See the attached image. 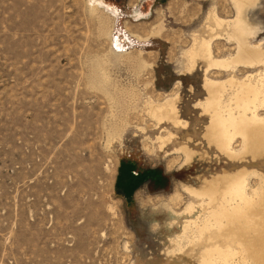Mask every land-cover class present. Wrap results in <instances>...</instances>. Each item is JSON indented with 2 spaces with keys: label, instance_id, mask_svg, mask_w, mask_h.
Wrapping results in <instances>:
<instances>
[{
  "label": "rangeland",
  "instance_id": "obj_1",
  "mask_svg": "<svg viewBox=\"0 0 264 264\" xmlns=\"http://www.w3.org/2000/svg\"><path fill=\"white\" fill-rule=\"evenodd\" d=\"M93 3L0 0V264H201L210 244L236 252L229 264H255L231 228L171 253L180 213L198 203L184 187L223 175L245 177L251 196L264 186V150L245 152L239 138L229 151L206 142L197 106L205 61L186 70L184 53L195 36L207 38L212 16L233 20L231 0H105L110 16ZM243 23L250 46L264 48V0ZM214 30L212 58L225 60L235 53L232 29ZM263 75L262 65L207 74L223 101ZM172 99L183 125L158 126L148 105L166 118ZM181 149L191 155L185 164ZM263 202L251 216L264 217Z\"/></svg>",
  "mask_w": 264,
  "mask_h": 264
},
{
  "label": "bare ground",
  "instance_id": "obj_2",
  "mask_svg": "<svg viewBox=\"0 0 264 264\" xmlns=\"http://www.w3.org/2000/svg\"><path fill=\"white\" fill-rule=\"evenodd\" d=\"M231 2L235 13L233 20L225 22L217 15L212 16L213 23H211L214 25L213 27L207 26V29L210 30L207 38L196 39L195 36L192 45L184 53L187 62L186 70L187 73L194 71L197 58L205 61L203 87L206 98L197 106L200 108L201 114L207 117V126L203 136L206 142L221 151H229L233 140L239 138L243 151L258 152L264 150V116H259V111H264V75L257 76V79H255L256 77H246L247 80L237 84L236 89L230 87L229 97L226 101H223L218 95L219 84L211 81L207 76L211 70L231 74L240 66L262 65L264 67V48L250 46L248 37L252 33L250 30H246L243 23L246 8L254 4L255 0H231ZM91 7L93 11L99 9L103 13L107 12L105 0H94ZM134 10H137L136 5ZM106 14L110 16L109 13ZM207 20H209L208 17ZM214 27L220 31L224 28L232 29V33L227 34L226 37L228 41L235 44V53L225 60L212 58V38L210 37L215 34ZM111 31L112 26L110 34ZM158 31H153L146 38H136L139 41H146L149 37H157ZM101 79L106 82L108 76L102 73ZM174 101L172 99L165 104L169 115L166 118L161 113V107L148 105L150 119L154 120L158 126L165 123V120L170 121V125L182 126L183 123L178 119ZM173 139L174 136L171 133L158 138L159 152H164ZM177 151L183 154V164L190 160L189 152L183 149ZM226 177L227 175L217 177L199 190L183 186L184 192L198 203L196 205L189 203L180 213L184 219L180 226V235L177 236L175 247L171 253H183L187 252L189 247H199L197 243L202 240L206 232L228 237L227 232L231 228L232 233L234 230L232 238L236 239L237 249L243 258H249L255 264H264V217L256 218L253 216L254 214L251 216L253 206L264 201V186H261L262 189L259 193L251 196L246 189L247 180L245 177L236 176L232 180L231 178L228 180ZM203 252L205 254L201 259V264H229L236 254L231 248L220 249L212 244L204 246Z\"/></svg>",
  "mask_w": 264,
  "mask_h": 264
},
{
  "label": "crops",
  "instance_id": "obj_3",
  "mask_svg": "<svg viewBox=\"0 0 264 264\" xmlns=\"http://www.w3.org/2000/svg\"><path fill=\"white\" fill-rule=\"evenodd\" d=\"M134 9V8H133Z\"/></svg>",
  "mask_w": 264,
  "mask_h": 264
}]
</instances>
